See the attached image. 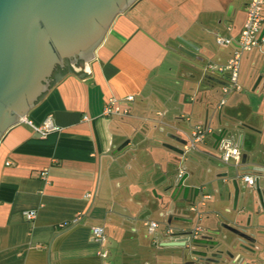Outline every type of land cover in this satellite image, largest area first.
Returning <instances> with one entry per match:
<instances>
[{
  "label": "crops",
  "instance_id": "0c3cea01",
  "mask_svg": "<svg viewBox=\"0 0 264 264\" xmlns=\"http://www.w3.org/2000/svg\"><path fill=\"white\" fill-rule=\"evenodd\" d=\"M247 3L135 0L86 61L90 76L68 71L25 115L39 125L51 114L58 130L41 138L25 124L8 129L0 140V264H185L181 249L169 246L179 225L174 218L190 221L182 231L198 226L201 233L220 217L234 219L232 187L216 178L228 169L215 163L213 141L184 156L161 144L176 145L168 134L187 140L206 120L216 128L219 112L224 126L249 127L241 132L245 138L264 137V44L244 54L239 92L223 94L228 75L207 70L231 57L235 45L219 47L215 38L238 37ZM220 93L227 99L218 100ZM127 96H133L129 117L102 116L108 99ZM245 138L233 145L241 151L240 170ZM183 175L185 184H205L194 205L170 200L168 181ZM27 210L37 213L31 222ZM246 220L263 227L249 232L263 233L258 205L239 213L238 221ZM149 221L158 223L155 238ZM94 226L105 230L107 260L91 242Z\"/></svg>",
  "mask_w": 264,
  "mask_h": 264
},
{
  "label": "water",
  "instance_id": "95a60500",
  "mask_svg": "<svg viewBox=\"0 0 264 264\" xmlns=\"http://www.w3.org/2000/svg\"><path fill=\"white\" fill-rule=\"evenodd\" d=\"M126 8L125 0H0V140L46 93V78L56 63L67 58L73 62L69 71L75 72L80 78L90 76L86 61L93 58L94 50L103 40L107 29ZM260 37H264V27ZM181 50L190 54L184 49ZM78 59L84 62L76 66ZM260 79H257L253 90ZM215 83L224 84L220 81ZM215 121L216 128L211 127L208 120L205 126L211 130L208 138L214 143L212 156L220 163L217 155L219 150L224 146L234 145L235 142H242L245 138L244 134L234 133L251 129L245 126H224L220 112L217 113ZM262 135L263 133H258V136L251 137L253 143H256V149H246L242 154L243 169L234 167L233 172L227 170L216 177L229 182L232 187V211L236 215L234 219L220 217L213 228H204L197 238H191L192 231L180 229L182 223L190 221L174 218L179 225L170 234L171 238L176 239L170 247H179L182 255L197 258L205 264H264V250H261L264 245V229L260 235L255 231L249 232L263 227H252L249 221L241 229L235 227L240 222L239 213L245 212L251 204L256 203L264 213ZM167 137L176 145L168 142L161 145L184 156V147L188 141L173 134H168ZM127 144L128 141L123 143L118 151ZM253 157H259L261 162H250ZM241 172L260 174L252 189L241 186L238 177ZM186 179L187 175L170 178V200H180L188 206L194 205L205 184L188 185L185 184ZM243 197L246 199L245 207L239 209L238 202ZM171 220L170 216L168 222L171 223ZM223 232L233 235L234 240L228 241ZM179 236L183 238L177 240ZM236 248L238 251L233 252Z\"/></svg>",
  "mask_w": 264,
  "mask_h": 264
},
{
  "label": "built area",
  "instance_id": "2783aa9c",
  "mask_svg": "<svg viewBox=\"0 0 264 264\" xmlns=\"http://www.w3.org/2000/svg\"><path fill=\"white\" fill-rule=\"evenodd\" d=\"M264 0H248L245 7V20L238 37L234 39L232 36H216L215 42L219 47L232 46L235 48L231 57L225 65H208L207 70L218 73H226L228 75V82L222 86V93L229 94L232 92H239L241 90L238 83L241 61L246 53L253 50L260 49L264 44V37H260L264 27ZM230 32L231 29L227 28ZM133 103V96H127L122 99H108L102 109V116L107 119H124L131 114V104ZM224 101H220L219 106L223 105ZM84 120L87 117H83ZM18 124H25L29 126L35 134L44 138L49 133L57 131L58 128L54 124L53 115L47 117L39 125H34L26 117L19 119ZM211 130L205 125H196L192 128L190 135L187 139V145L184 147L186 153L196 151L201 144H203L209 137ZM241 151L239 147L224 146L218 152V160L223 165H232L236 169L239 168ZM230 162H232L230 164ZM259 173L254 172H241L239 174V182L244 187L252 189L256 180L259 178ZM208 198V196L206 197ZM23 216L27 222L33 221L37 213L35 210H27L23 212ZM82 219L81 215L75 218V222ZM148 233L155 238L158 223L149 221L146 223ZM91 242L97 247V256L102 260H107L108 252L106 250V234L102 226H94L91 228ZM201 234L200 227H195L192 230L191 238H197ZM198 264V263H197Z\"/></svg>",
  "mask_w": 264,
  "mask_h": 264
},
{
  "label": "flooded vegetation",
  "instance_id": "af4514ba",
  "mask_svg": "<svg viewBox=\"0 0 264 264\" xmlns=\"http://www.w3.org/2000/svg\"><path fill=\"white\" fill-rule=\"evenodd\" d=\"M125 2H126V6L128 7L134 2V0H131L130 2L128 0H125ZM50 42H51V40H50ZM54 51L58 54V52L56 51L55 48H54ZM83 62L84 61L82 59H78L75 62V64H76V66H78V65L82 64ZM72 67H73V62L67 58L62 59L60 63H56L46 78V82H45L46 90H48L54 84L55 80L59 76L67 73ZM45 91L43 93H45ZM43 93H42V95H43ZM217 155H218V153H217ZM246 223H247V220H246ZM245 224L238 222V224H235V227H237L238 229H241L242 227H245ZM214 239H217V238H214ZM261 250H264V245L261 247ZM263 257H264V255H263ZM197 263L198 264H205V263L199 261L197 258H191V257H189L188 261L185 264H197Z\"/></svg>",
  "mask_w": 264,
  "mask_h": 264
},
{
  "label": "rangeland",
  "instance_id": "374dc122",
  "mask_svg": "<svg viewBox=\"0 0 264 264\" xmlns=\"http://www.w3.org/2000/svg\"><path fill=\"white\" fill-rule=\"evenodd\" d=\"M264 70V68L262 69V71ZM247 95L249 96V97H252L251 96V94L250 93H247ZM227 99V95H223L222 93H220L219 94V96L217 97V99L218 100H221V99ZM235 135H241V133L240 132H238V133H234ZM245 142H246V144H245V147H246V149L248 150V151H250V150H253V149H256V143H253V140H251V138L249 139V137H247L246 139H245ZM260 158H261V156H260ZM252 159V161L254 162V163H260L261 162V160L259 159V157H253V158H251ZM215 163L218 165V166H220L219 165V163L217 162V161H215ZM232 162H230V164H231ZM227 169H228V171L229 172H233V168L232 167H227ZM220 185V184H219ZM255 203V202H254ZM250 206H254V207H256V203L254 204V205H249V207ZM181 252H182V250H181Z\"/></svg>",
  "mask_w": 264,
  "mask_h": 264
},
{
  "label": "trees",
  "instance_id": "16d2710c",
  "mask_svg": "<svg viewBox=\"0 0 264 264\" xmlns=\"http://www.w3.org/2000/svg\"><path fill=\"white\" fill-rule=\"evenodd\" d=\"M61 76H62V75H61ZM58 78H59V77H58ZM56 80H57V79H56ZM56 80H55V81H56ZM54 83H55V82H54Z\"/></svg>",
  "mask_w": 264,
  "mask_h": 264
}]
</instances>
